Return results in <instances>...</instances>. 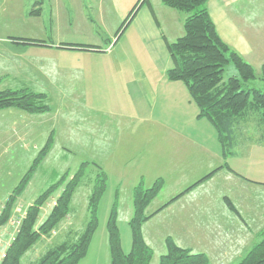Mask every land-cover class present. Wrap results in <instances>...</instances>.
Segmentation results:
<instances>
[{
  "label": "crops",
  "instance_id": "obj_1",
  "mask_svg": "<svg viewBox=\"0 0 264 264\" xmlns=\"http://www.w3.org/2000/svg\"><path fill=\"white\" fill-rule=\"evenodd\" d=\"M137 1L113 0L121 6L122 18ZM207 6L220 37L232 49L244 58L264 52V0H208ZM184 18V13L166 6L163 0H147L119 34L96 35L89 44L77 42L83 46L66 45L63 39L28 45L0 35V88H28L47 94L55 91L62 101L57 109L54 106L39 115L43 118L42 142L32 136L34 127L28 120L9 125L16 132L20 124L23 132L10 147L21 152L29 142L44 148L53 133V148L60 143L64 149L69 141L75 143V138L86 140L89 159L102 164L108 181L117 180L118 213L124 211L119 200L123 192L131 193L126 211L134 212V187L143 181L149 188L162 179V188L148 210L167 185L174 190L151 212L146 208L153 216L143 224L145 240V225L151 223L149 235H157L154 245L167 249L166 240L171 238L181 247L206 254L210 264H236L264 234V168L256 171L249 163L255 152L251 153V148L264 140H247L252 145L241 150L245 141L237 139L224 154L219 139L209 142L202 138L206 125H190L194 119H203L198 117V106L194 111L176 106L177 98L194 102L185 83L167 78L174 66L167 42L184 34ZM78 82L89 84L87 91L81 87L82 98L74 85ZM69 84L76 93H67ZM78 100L83 101L81 110ZM0 111L11 116L20 110ZM64 118L69 119L66 126ZM61 127H66L62 131L67 135ZM136 133L140 135L134 140ZM134 147L140 152L135 148L130 154ZM143 151L146 155L152 151L148 167L152 169L148 177L152 184L148 187L149 170L135 164ZM112 164L120 171L123 166L133 167L124 176L112 172ZM227 198L236 211L227 205Z\"/></svg>",
  "mask_w": 264,
  "mask_h": 264
},
{
  "label": "trees",
  "instance_id": "obj_2",
  "mask_svg": "<svg viewBox=\"0 0 264 264\" xmlns=\"http://www.w3.org/2000/svg\"><path fill=\"white\" fill-rule=\"evenodd\" d=\"M146 1L140 0L135 3L118 30V34L130 23L140 6ZM207 1L163 0L166 6L181 11L185 15L184 34L174 42H167L174 61L173 68L167 72V78L170 81H182L186 84L192 101L199 108L198 117L207 118L212 122L226 154L227 147L232 146L235 140L240 137L246 138L245 133L250 131L246 127H252L254 130V127L249 124L253 118L258 119L255 125L262 132L258 129L254 131L261 133L264 140L262 126L264 125V91L248 85L251 80L257 78L255 68L220 37L209 13ZM38 10L41 11L40 8ZM16 39L28 45L47 43L45 40L34 38ZM227 71H231L232 74L225 77ZM259 78L264 82V65ZM7 108H19L29 113H44L51 110L44 93L34 92L28 88L20 90L0 88V110ZM49 147L50 144H47L43 148L41 151L43 155ZM39 161L40 158L35 159L31 169L0 209V227L5 225L13 215L17 198L24 190ZM87 164L89 163H83L71 179H68V175L65 174L58 183L50 186L34 204L28 207L20 229L8 246L0 264H23V256L39 242L42 236L51 234L69 215L72 197L80 184ZM97 169L98 173L88 201L89 219L81 237L73 244L63 242L50 248L35 264H78L87 255L99 225L98 204L108 181V175L102 167L98 166ZM162 185V179H158L149 188L140 181L133 189L134 212L129 220L132 229V248L129 252H125L122 247L117 222V204L114 205L107 222L111 264H151L154 251L144 238L143 224L153 216L146 213V208L157 196ZM61 186L63 190L56 204L40 223L41 206ZM226 202L232 210L236 211L228 198ZM166 246L167 251L160 256L159 264H210L206 254L181 247L171 238H167ZM236 264H264V234L262 239Z\"/></svg>",
  "mask_w": 264,
  "mask_h": 264
},
{
  "label": "rangeland",
  "instance_id": "obj_3",
  "mask_svg": "<svg viewBox=\"0 0 264 264\" xmlns=\"http://www.w3.org/2000/svg\"><path fill=\"white\" fill-rule=\"evenodd\" d=\"M39 8L41 11L38 10ZM123 14L121 6L114 3L113 0H0V35H4L5 38H9L10 41H15L17 43L20 42H18L16 38H34L37 40H39L38 38H41V40L47 42H56L58 39H63L65 40L63 42L68 43L73 42L79 44L77 42H87V44H89V40L93 37H97L98 35L102 36L108 32L113 35V32L118 31L129 13L122 18ZM102 18H104V20ZM122 41L123 40H121L119 47ZM253 55V57L245 59L254 66L257 78L251 80L248 85L261 88L264 91V82L259 78L261 68L264 65V52H254ZM231 74V71H227L225 77H228ZM74 85L76 87V92L80 97L82 95L81 93H83V89L87 91L89 86L88 83L82 84L80 82L75 83ZM67 86L69 88L67 90L68 94L76 93L70 84ZM44 94L47 97V103L50 105L51 110L54 106L57 109L59 103L62 102L59 100L60 98L57 93L51 91L48 94L44 92ZM183 100L184 99L178 98L176 100V106H180L182 111H194L197 108L195 102L189 103V101L184 102ZM72 102L73 101H71V103ZM77 102H79L77 108L81 110L83 107V101L78 100ZM14 109L20 111H13V115L11 116L8 115V111H0V209H2L5 201L12 194L16 186L19 185L25 174L31 169L35 159L40 158V161L32 172L31 178L24 187V190L18 196L14 213L11 217L19 212L26 215L28 207L34 204L36 199L50 186L58 183L65 174L68 175V179H71L83 163H89L84 167L85 172L72 197L69 215L51 232V234L42 236L39 242L23 256V264H35L36 261L39 260V258L50 248L63 242L73 244L79 240L89 219L88 201L90 190L95 183V177L98 173L96 168L98 166L102 167V164L95 163L89 159V149L87 148L86 140L80 142L75 138V143L69 141L68 147L64 149H61L60 143L53 148L55 133L49 138L47 144H50V147L44 155L41 152L43 146L40 147L38 144L34 147V145L29 142L21 152L19 150L17 152V149L14 148V146L10 147V144L12 145V143L15 142L14 138L17 134L22 135V128L20 124H18L19 127H17L16 132H14L9 125L15 123H27L29 120L34 127L32 128V136L42 142L43 137H39L43 136V118L39 115L43 114V112L29 113L19 108ZM67 119L68 118L63 119V122L65 121L64 126H66ZM256 119L257 118H253L249 124L254 127V130L258 129L259 132H262L255 125ZM198 122L207 126V130L202 138L207 139L209 142H217L218 134L212 122L207 118H203L202 120L194 119L190 125L195 127L200 125V127H203L202 124H197ZM262 126L264 127V125ZM65 128L66 127H61L60 130L64 135H67V131H62ZM249 130V132L245 133L246 138H239L240 140L245 141L246 145L243 146L241 150H249L248 145L251 146L252 143L248 144L247 140L263 142L259 141L263 140L261 139V133H256L252 127ZM139 135L140 133H136L134 135V140H136ZM86 136L87 134L85 133V138ZM147 139L150 140L148 137ZM124 141L128 142L127 139H124ZM200 141L203 140L200 139ZM135 148L140 152L141 149L139 147H134L130 148L129 153H135ZM254 149L255 152L253 153ZM72 150H74V152ZM152 151H150L149 155H146V151H143L135 164L139 162L140 167L143 170H149L148 167L151 166L152 162ZM250 151L253 153V158L249 163L255 165L254 167L256 171H262L264 168V144H255ZM43 160L45 162H43ZM131 165L123 166L121 171L119 167L115 168L114 164L109 166L111 168L113 167L114 171L112 172H122L125 176L128 175L129 170L133 167ZM151 172L152 169L147 171V187L152 184V180L148 179L149 173ZM116 182L117 180L114 179L107 181L108 185L98 204V228L92 238L87 255L78 264H110L107 222L111 211L114 205L117 204L118 200L116 194L117 191L115 189ZM62 190L63 186L56 189L43 206H41L39 218L40 223L47 217L50 210L56 204L57 198L62 193ZM173 190L174 189L167 185L154 204L149 206L151 209L148 210L147 208L148 212H151L156 205L168 200V198H170L169 194H171L170 192H173ZM131 197L130 192H123L119 197L121 207L124 208V211L118 213L117 222L120 229L122 247L125 252H129L132 248V229L129 224V218L133 216V211L132 209L126 211V207H128L127 203L131 201ZM21 205L25 206V209ZM8 222L0 227V262L10 245L12 228ZM151 228V223L145 225L144 234L148 244L154 251L151 264H159L160 256L164 254L167 249H165L163 245H158V243L157 245H154L156 244L157 235H149L151 233Z\"/></svg>",
  "mask_w": 264,
  "mask_h": 264
},
{
  "label": "built area",
  "instance_id": "obj_4",
  "mask_svg": "<svg viewBox=\"0 0 264 264\" xmlns=\"http://www.w3.org/2000/svg\"><path fill=\"white\" fill-rule=\"evenodd\" d=\"M24 217H25L24 213L19 212L18 214H15V216L9 219L8 223H10V227L12 228V233L10 236V243L12 242V240L15 239V236L20 229V226L22 224V220Z\"/></svg>",
  "mask_w": 264,
  "mask_h": 264
}]
</instances>
